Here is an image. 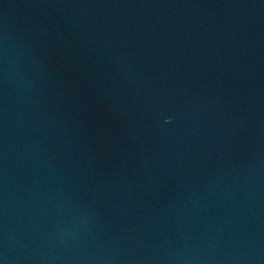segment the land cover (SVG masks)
<instances>
[{"label":"water","instance_id":"obj_1","mask_svg":"<svg viewBox=\"0 0 264 264\" xmlns=\"http://www.w3.org/2000/svg\"><path fill=\"white\" fill-rule=\"evenodd\" d=\"M0 264H264V0H0Z\"/></svg>","mask_w":264,"mask_h":264}]
</instances>
